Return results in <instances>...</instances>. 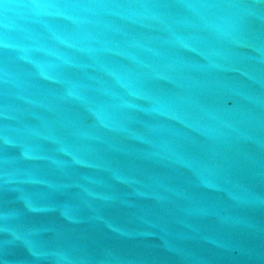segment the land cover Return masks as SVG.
Listing matches in <instances>:
<instances>
[{
  "label": "water",
  "instance_id": "1",
  "mask_svg": "<svg viewBox=\"0 0 264 264\" xmlns=\"http://www.w3.org/2000/svg\"><path fill=\"white\" fill-rule=\"evenodd\" d=\"M0 264H264V0H0Z\"/></svg>",
  "mask_w": 264,
  "mask_h": 264
},
{
  "label": "clouds",
  "instance_id": "2",
  "mask_svg": "<svg viewBox=\"0 0 264 264\" xmlns=\"http://www.w3.org/2000/svg\"><path fill=\"white\" fill-rule=\"evenodd\" d=\"M34 7L37 9V10H43L45 12H47V10L49 8H52L53 6L52 5H47V4H36L34 5Z\"/></svg>",
  "mask_w": 264,
  "mask_h": 264
}]
</instances>
